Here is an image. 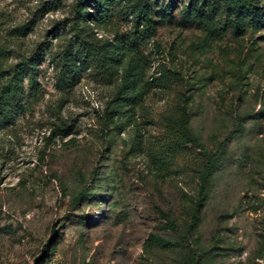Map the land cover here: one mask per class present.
Returning <instances> with one entry per match:
<instances>
[{
	"label": "rangeland",
	"instance_id": "obj_1",
	"mask_svg": "<svg viewBox=\"0 0 264 264\" xmlns=\"http://www.w3.org/2000/svg\"><path fill=\"white\" fill-rule=\"evenodd\" d=\"M76 1L0 0V264H264V20L235 25L219 0H133L153 21L136 38L132 5L109 0L88 32L124 41L123 61L64 82ZM182 106L199 144L166 171L156 144Z\"/></svg>",
	"mask_w": 264,
	"mask_h": 264
},
{
	"label": "trees",
	"instance_id": "obj_2",
	"mask_svg": "<svg viewBox=\"0 0 264 264\" xmlns=\"http://www.w3.org/2000/svg\"><path fill=\"white\" fill-rule=\"evenodd\" d=\"M109 0H77L72 7L71 17V29L74 32V39L69 45V50L63 52L58 56V60L61 67V79L64 82H68L74 79V76L78 74V68L80 65L90 62L98 69L110 67L117 63H121L125 57V45L124 41L117 40L115 46L109 44L99 43L98 40L94 41L89 35L90 21L88 19L93 18L94 22L96 17L104 18L108 11ZM127 5H132L133 0H125ZM226 9L228 15H234L236 21H233L235 25H241L244 20H249L250 23H257L264 20V11L249 0H219ZM89 3L93 6V14L89 13L87 5ZM204 5L208 8L214 7V2L211 0H204ZM134 26L133 35L139 38L144 32L153 27V21L149 16V13L145 6L129 7ZM186 12L190 15H194L197 18H204V13L190 5L186 8ZM112 47L118 49L117 53H111ZM114 50V49H113ZM29 68V67H27ZM31 83L34 81L30 75ZM10 85V84H9ZM15 88L17 85H14ZM6 89L2 90L4 93ZM140 97V92L131 96L129 94L128 105ZM10 96H3V100L0 101V111L6 112V102ZM106 116V113H105ZM190 112L187 106H182L179 112L173 117H167L163 124V132L158 137L156 144V153L154 161L157 166H160L166 171L172 170L175 166L176 158L186 154L193 146L199 144V138L191 131L189 127ZM216 163V157L209 155L199 170V181L197 188V200L196 207L199 210L203 200L206 198L207 187L210 177L213 173ZM55 229L50 230L48 242L55 236ZM148 242L158 246H168L171 243L158 235L151 233L148 238ZM44 251V249H43ZM43 251L41 253H43ZM37 257L33 264L39 260ZM44 260V259H43ZM40 262V264L43 262ZM195 264V263H194Z\"/></svg>",
	"mask_w": 264,
	"mask_h": 264
}]
</instances>
